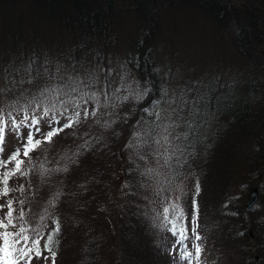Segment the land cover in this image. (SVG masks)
<instances>
[{"label":"trees","instance_id":"obj_1","mask_svg":"<svg viewBox=\"0 0 264 264\" xmlns=\"http://www.w3.org/2000/svg\"><path fill=\"white\" fill-rule=\"evenodd\" d=\"M175 12L202 18L222 36L231 34L234 56L242 66H235L229 80L232 94L224 95L226 82L220 93L218 83L206 91L204 138L182 168L167 170L175 191L164 195H181L190 221L199 180L198 232L203 240L198 243L219 250L221 264H264V0H0V65L37 57L49 61L53 70L56 65L81 75L94 70L103 84L115 55L112 44L129 28L145 39H132L119 61L150 89L148 96L116 109V117H106L116 120L108 129L91 120L78 128L77 137L61 134L46 146L50 168L65 150H75L80 137L88 138L84 133L98 142L93 139L91 150L79 156L78 164H70L67 173H53L45 183L31 177L35 195H28L35 212L52 193L61 192L54 210L62 225L57 264H172L163 249L174 238L153 227L154 210L161 208L157 185L141 175L154 166L151 158L147 163L138 158L151 148L125 145L133 131L146 128L143 121L137 124L142 108L160 96L163 65L153 44L165 16ZM62 34L71 43L59 40ZM55 37L62 44L59 51L40 53V46L55 45ZM14 150L6 147L5 158ZM189 179L191 185L182 191ZM254 188L258 200L247 210L244 203Z\"/></svg>","mask_w":264,"mask_h":264},{"label":"snow or ice","instance_id":"obj_2","mask_svg":"<svg viewBox=\"0 0 264 264\" xmlns=\"http://www.w3.org/2000/svg\"><path fill=\"white\" fill-rule=\"evenodd\" d=\"M111 75L109 69L101 84L94 70L84 75L75 69L68 72L61 65L53 70L49 61L37 57L20 65H0V264H33L41 260L44 264L49 261L57 264L62 225L54 210L61 192L47 197L37 213L33 208L34 200L28 195H35L31 177L36 175L45 183L53 173H67L70 164H78L79 156L91 150L92 140L98 142L97 137L84 133L88 138L80 137L82 142L75 150H65L56 166L50 168L46 146L53 145L61 134L64 138L77 137L78 128L89 119L108 129L116 120L106 117H116V109L123 104L139 103L148 96L149 88L141 90L138 85L134 88L124 73L113 88ZM213 88L209 86V90ZM205 99L206 93L169 98L161 91L160 98L142 108L144 115L137 120L138 125L144 122L145 130L133 131L125 145L126 148L152 149L138 158L146 163L151 158L154 162V166L146 167L141 175L157 185L161 208L154 210L153 227L174 238L163 249L172 257V264H205L204 249L202 243H198L203 240L198 232L199 180L195 184L190 221L181 202L182 196L164 195L165 191H175L167 179V170L182 168L188 156L195 155L196 144L204 138ZM9 135L15 137L18 146L5 158ZM17 180L22 182L13 183Z\"/></svg>","mask_w":264,"mask_h":264},{"label":"rangeland","instance_id":"obj_3","mask_svg":"<svg viewBox=\"0 0 264 264\" xmlns=\"http://www.w3.org/2000/svg\"><path fill=\"white\" fill-rule=\"evenodd\" d=\"M163 24L164 27L158 31L153 44V47L156 49V60L158 58L163 65L162 73L164 80L162 86L159 88L160 92L162 90L167 93L169 98H179L181 96L195 97L198 93H206L211 82L214 87L216 83L220 85L219 90L217 89V92L220 93L222 90L221 85L223 82H226L227 84L222 91L224 95L225 93L232 94L233 80H229L235 74L236 67L239 68L242 62L241 59L234 56L235 53L231 45V34L229 36H222L218 30L202 20V18H193L187 12H175L166 15ZM57 37L59 40L71 43L67 39V34L64 37L63 34ZM57 37L54 38L55 45L49 43L48 50L46 48L42 49V46H40V53L45 54L50 50L49 53L56 54L62 47ZM132 39L145 40L144 38H139L132 31V28H129L124 36L118 38V41L112 44V50H114L115 55L111 56V64L107 65V67L108 70H112V75L109 79L113 88L120 83V74L124 73L126 79L129 83H132L134 88L138 85L141 90L144 89V85L136 82L133 76L123 69L120 65L121 61H119V58H122L126 49L129 50V44L132 42ZM108 59L110 60V55ZM243 64H245V61H243ZM133 104L134 101H129L122 106L129 108ZM207 104L208 101L205 99V107ZM162 107H167V105H162ZM88 121L92 122L91 119ZM24 135H27V130L24 131ZM17 146L18 142L15 137L9 135L6 147L15 149ZM189 185H191V179L184 183L182 191L186 190ZM203 249L205 264H221L223 255L219 250L204 247ZM170 258L172 259V257ZM33 264H44V262L42 260L39 262L34 261Z\"/></svg>","mask_w":264,"mask_h":264},{"label":"water","instance_id":"obj_4","mask_svg":"<svg viewBox=\"0 0 264 264\" xmlns=\"http://www.w3.org/2000/svg\"><path fill=\"white\" fill-rule=\"evenodd\" d=\"M263 142V153H264V138L262 139ZM263 167H264V160H263ZM248 200L245 202L244 208H246L247 210H249L256 202H257V189H252L249 192L248 195Z\"/></svg>","mask_w":264,"mask_h":264},{"label":"bare ground","instance_id":"obj_5","mask_svg":"<svg viewBox=\"0 0 264 264\" xmlns=\"http://www.w3.org/2000/svg\"><path fill=\"white\" fill-rule=\"evenodd\" d=\"M258 193V192H257ZM258 199V198H257Z\"/></svg>","mask_w":264,"mask_h":264}]
</instances>
